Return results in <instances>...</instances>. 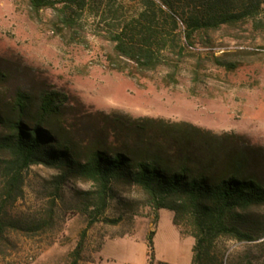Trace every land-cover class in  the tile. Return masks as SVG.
I'll return each mask as SVG.
<instances>
[{"label":"rangeland","instance_id":"rangeland-1","mask_svg":"<svg viewBox=\"0 0 264 264\" xmlns=\"http://www.w3.org/2000/svg\"><path fill=\"white\" fill-rule=\"evenodd\" d=\"M257 1L256 15L198 31L191 46L182 25L162 52L160 66L140 71L116 56L114 43L96 28L92 15L68 29L52 8L36 12L31 0H0V109L19 91L38 102L43 91L59 90L70 99L66 121L77 119L83 132V125L91 134L97 131L103 113L234 134L253 146L252 170L264 178V0ZM250 2L236 0L235 8ZM126 10L134 15L139 6L127 0ZM9 160L0 152V216L36 229L9 228V242L0 244V264H71L80 242L79 264H151L152 258L154 264H192L195 239L174 223V212L156 211L137 185L114 182L98 212L93 182L74 178L59 184L56 169L33 165L23 172L18 199L4 208ZM250 214L263 220L264 207ZM259 242L221 239L224 264H264Z\"/></svg>","mask_w":264,"mask_h":264},{"label":"trees","instance_id":"trees-1","mask_svg":"<svg viewBox=\"0 0 264 264\" xmlns=\"http://www.w3.org/2000/svg\"><path fill=\"white\" fill-rule=\"evenodd\" d=\"M126 1L31 0V6L36 12L54 9L68 29L77 28L86 13L92 15L96 28L114 43L116 56L140 71L160 66L162 52L182 25L191 46L196 32L253 17L261 8L257 0L240 10L236 0H130L139 11L128 15ZM69 100L62 91L45 90L34 102L19 91L0 109V152L10 156L4 208L22 193L23 172L44 165L59 172V184L74 178L93 182L98 212L105 209L114 182L142 188L156 211L174 212V223L195 239L192 264H224L219 241L225 238L261 240L264 249V219L250 214L264 207V178L252 170L253 146L247 140L190 123L103 113L98 114L103 124L91 134L77 119L66 121ZM9 228L36 229L0 216V244L9 242ZM154 236L152 231L151 246ZM82 247L80 242L71 264H79Z\"/></svg>","mask_w":264,"mask_h":264},{"label":"clouds","instance_id":"clouds-1","mask_svg":"<svg viewBox=\"0 0 264 264\" xmlns=\"http://www.w3.org/2000/svg\"><path fill=\"white\" fill-rule=\"evenodd\" d=\"M80 186H81V187H84V185H83V184H81Z\"/></svg>","mask_w":264,"mask_h":264}]
</instances>
